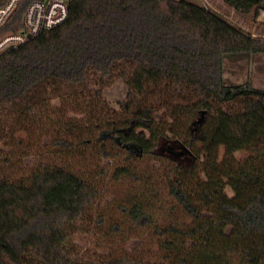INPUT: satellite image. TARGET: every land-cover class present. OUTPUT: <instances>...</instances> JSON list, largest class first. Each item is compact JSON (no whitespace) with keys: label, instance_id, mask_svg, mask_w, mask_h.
<instances>
[{"label":"trees","instance_id":"1","mask_svg":"<svg viewBox=\"0 0 264 264\" xmlns=\"http://www.w3.org/2000/svg\"><path fill=\"white\" fill-rule=\"evenodd\" d=\"M69 3L0 53V264H264V88L225 78L264 33L195 0ZM107 179L124 189L101 210ZM94 228L136 243L83 249Z\"/></svg>","mask_w":264,"mask_h":264},{"label":"rangeland","instance_id":"2","mask_svg":"<svg viewBox=\"0 0 264 264\" xmlns=\"http://www.w3.org/2000/svg\"><path fill=\"white\" fill-rule=\"evenodd\" d=\"M200 2V0H195ZM215 3V1H214ZM213 5L216 12L221 14L230 22L235 25L242 27L243 29L252 32L255 35H260L264 33V13L256 18L252 12L241 13L227 5L225 2H220ZM215 9H212L215 11ZM225 78L228 83H241L247 80L251 81L253 85L259 88H264V53L254 54L251 56H233L228 57L225 61ZM128 92V86L121 80H116L111 86L104 89V95L117 106V103L121 100L126 99ZM159 119V116H156ZM3 150L7 151L5 147ZM32 156L24 159L26 162L32 161ZM124 186H119L116 183H111L108 179L104 182V189L100 200L97 202V206L102 210L104 206L109 205V203L115 198L119 197L123 192ZM229 194H232L231 189H227ZM122 197V196H121ZM99 210V208H98ZM103 231L108 232L107 229L110 226H102ZM102 229L98 228L92 230L91 234L82 233L77 238V243L82 246V248L90 247L96 249L100 252L117 253L119 250L124 248H129L132 244L136 243V239L128 240L127 237L123 239L120 236H115L111 234L108 239H103L101 232Z\"/></svg>","mask_w":264,"mask_h":264},{"label":"built area","instance_id":"3","mask_svg":"<svg viewBox=\"0 0 264 264\" xmlns=\"http://www.w3.org/2000/svg\"><path fill=\"white\" fill-rule=\"evenodd\" d=\"M24 1L27 4L22 14L23 26L0 36V53L26 42L42 31L60 25L69 16V0H4L0 4V29L12 20ZM200 1L210 9H215L214 1V4L222 2V0Z\"/></svg>","mask_w":264,"mask_h":264}]
</instances>
